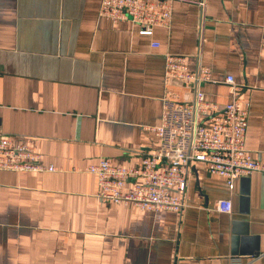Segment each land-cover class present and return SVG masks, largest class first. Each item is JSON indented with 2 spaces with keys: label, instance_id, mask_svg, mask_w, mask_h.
<instances>
[{
  "label": "crops",
  "instance_id": "1",
  "mask_svg": "<svg viewBox=\"0 0 264 264\" xmlns=\"http://www.w3.org/2000/svg\"><path fill=\"white\" fill-rule=\"evenodd\" d=\"M101 3L0 0V133L56 169L0 172V264H264V173L230 186L194 164L181 213L104 202L85 173L103 159L140 167L159 149L166 93L193 101L192 83L166 79L167 54L211 68V103L233 101L235 78L246 148L264 165V0H174L152 37L102 17Z\"/></svg>",
  "mask_w": 264,
  "mask_h": 264
},
{
  "label": "built area",
  "instance_id": "2",
  "mask_svg": "<svg viewBox=\"0 0 264 264\" xmlns=\"http://www.w3.org/2000/svg\"><path fill=\"white\" fill-rule=\"evenodd\" d=\"M174 0H102L100 14L113 23L130 21L141 36L152 37L156 28H170ZM159 48V42L152 43ZM165 77L192 83L194 99L181 103L167 92L161 124L152 128L159 141L156 153L140 167L113 165L103 159L88 166L85 173L98 179V197L107 203L134 206L146 212L173 211L185 207L189 168L204 164L208 173L224 178L232 186L240 178L264 173V165L254 160L246 148L250 103L233 76L225 83L234 98L220 105L206 100L202 86L215 83L212 70L199 64L188 69L185 56L167 54ZM55 167L43 163L42 155L25 143L0 133V172L52 173ZM217 210L230 214L233 204L220 200ZM237 264V263H236Z\"/></svg>",
  "mask_w": 264,
  "mask_h": 264
},
{
  "label": "water",
  "instance_id": "3",
  "mask_svg": "<svg viewBox=\"0 0 264 264\" xmlns=\"http://www.w3.org/2000/svg\"><path fill=\"white\" fill-rule=\"evenodd\" d=\"M256 251H257L256 254H258V253H259L258 247L256 248ZM235 253H236V252H235Z\"/></svg>",
  "mask_w": 264,
  "mask_h": 264
}]
</instances>
